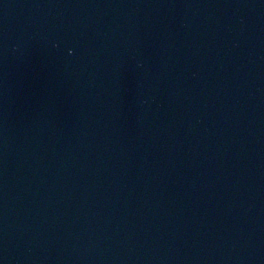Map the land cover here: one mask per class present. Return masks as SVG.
<instances>
[{"label":"water","instance_id":"obj_1","mask_svg":"<svg viewBox=\"0 0 264 264\" xmlns=\"http://www.w3.org/2000/svg\"><path fill=\"white\" fill-rule=\"evenodd\" d=\"M0 264H264V0H0Z\"/></svg>","mask_w":264,"mask_h":264}]
</instances>
